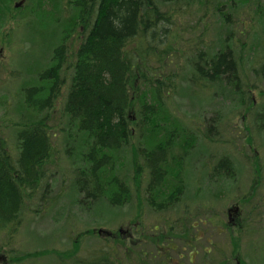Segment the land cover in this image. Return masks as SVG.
<instances>
[{"label":"rangeland","instance_id":"374dc122","mask_svg":"<svg viewBox=\"0 0 264 264\" xmlns=\"http://www.w3.org/2000/svg\"><path fill=\"white\" fill-rule=\"evenodd\" d=\"M21 1L31 3L16 0L13 6ZM61 3L63 9L67 0ZM220 3V12L216 5L203 7L188 0L162 6L174 24L167 26V36L155 35V49L148 51L138 74L146 86L160 81L169 116L197 137L183 160L185 191L180 203L164 212L150 208L147 172L138 180L134 177L135 158L136 165H144V160L132 149L123 151L118 171L132 191L131 201L121 207L104 198L80 201L74 169L81 166L83 133L63 111L72 59L65 65L54 107L44 112L53 145L43 166L46 178L25 200L21 226L0 230V264H86L103 254L109 264H264V74L256 71L264 62V0ZM17 10L0 32V142L14 158L19 156L17 135L25 120L23 88L50 66L60 36L55 26L46 33L40 27L39 33L33 31L28 22L34 18H20L23 11ZM224 13L225 21L220 17ZM137 44L140 39L133 46ZM226 44L239 58L238 94L225 81L196 84L193 78L197 55L212 54L210 48ZM139 142L136 136L133 147ZM180 150L177 146V155ZM224 157L231 161L232 173L213 174ZM236 207L238 226L230 227L229 214L234 218ZM190 223L194 227L186 233ZM161 235L164 243L154 244ZM31 254L36 256L23 258Z\"/></svg>","mask_w":264,"mask_h":264},{"label":"trees","instance_id":"16d2710c","mask_svg":"<svg viewBox=\"0 0 264 264\" xmlns=\"http://www.w3.org/2000/svg\"><path fill=\"white\" fill-rule=\"evenodd\" d=\"M15 1L0 0V32L8 21L14 20V11L18 9L23 11L20 18H34L28 22L33 31L39 33L41 28L46 33L55 26L60 36L50 66L40 70L37 79L23 88L25 120L17 135L19 156H11L0 142V230H17L21 226L25 200L32 198L46 178L43 166L53 154V145L44 112L54 107L64 85L61 76L66 71L65 65L69 66L72 59L73 75L63 111L83 133V150L78 161L81 166L74 169L80 201L96 202L104 198L113 207L128 204L132 191L118 171L123 151L132 149L144 160V165H136L135 158L134 177L138 180L147 172L150 208L155 212L174 209L185 191L183 160L196 145L197 137L169 116L160 81L146 86L147 81H140L138 74L148 60V51L155 49L152 45L155 35L167 36L171 30L167 26L174 24L171 14L162 6L176 7L180 0H67L63 9L62 0H31L24 8L13 6ZM188 1L203 7L216 5L219 12L223 7L220 0ZM223 16L225 13L220 16L225 21ZM78 39L80 44L75 49ZM138 39L141 44L133 46ZM69 42L73 43L72 50ZM210 50L212 54L201 51L192 62L194 82L225 81L238 94L242 88L239 58L233 46L226 44ZM259 70L264 74V62L256 71ZM136 136L140 142L133 147ZM177 146L181 147L178 155ZM230 162L222 158L213 174L230 176ZM237 223L230 227L238 226ZM193 227L190 223L185 232L189 233ZM164 241L161 235L154 244ZM86 262L110 263L106 254Z\"/></svg>","mask_w":264,"mask_h":264},{"label":"flooded vegetation","instance_id":"af4514ba","mask_svg":"<svg viewBox=\"0 0 264 264\" xmlns=\"http://www.w3.org/2000/svg\"><path fill=\"white\" fill-rule=\"evenodd\" d=\"M229 220H230V223L232 224V225H236V218H235V216H234V218L231 216H229Z\"/></svg>","mask_w":264,"mask_h":264},{"label":"water","instance_id":"95a60500","mask_svg":"<svg viewBox=\"0 0 264 264\" xmlns=\"http://www.w3.org/2000/svg\"><path fill=\"white\" fill-rule=\"evenodd\" d=\"M22 4H23V1H21L20 3H17L16 7L19 8ZM99 233H102V231H99Z\"/></svg>","mask_w":264,"mask_h":264}]
</instances>
